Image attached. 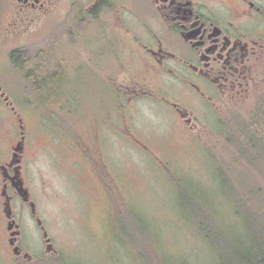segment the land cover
Instances as JSON below:
<instances>
[{
  "label": "rangeland",
  "instance_id": "374dc122",
  "mask_svg": "<svg viewBox=\"0 0 264 264\" xmlns=\"http://www.w3.org/2000/svg\"><path fill=\"white\" fill-rule=\"evenodd\" d=\"M94 1H65L39 21L0 19V160L24 132L26 182L57 251H46L27 213L23 245L45 264H218L216 241H230L221 230L235 234L236 193L251 207V183L264 188L262 169L237 144L248 131L238 123L254 120L251 130L264 133V69L249 99L219 107L172 88L194 115L188 133L162 94L129 103L126 87L149 84L130 41L141 48L146 39L104 34L109 23ZM122 124L150 148L117 133ZM239 224L246 233L247 220ZM0 264H16L1 207Z\"/></svg>",
  "mask_w": 264,
  "mask_h": 264
},
{
  "label": "flooded vegetation",
  "instance_id": "af4514ba",
  "mask_svg": "<svg viewBox=\"0 0 264 264\" xmlns=\"http://www.w3.org/2000/svg\"><path fill=\"white\" fill-rule=\"evenodd\" d=\"M65 1L73 2L0 0V19L15 24L39 21L58 11ZM100 6L109 23L103 33L121 29L130 37L145 38L140 40L141 48L135 40L130 41L133 59L148 73L145 79L149 84L153 79L166 84L162 88L161 84L154 87L138 82L141 87L122 89L124 95L130 93L129 103L162 94L156 97L174 107L188 133L194 130V115L173 101L172 88L195 105L219 107L249 99L252 89L261 83L264 0H95L91 5L96 10ZM104 116L102 122L107 126V111ZM123 124L116 125L117 133H126L133 144L150 148L145 136L135 135ZM25 138L22 132L7 158L0 160L4 246L16 264H45L22 241L26 230L21 218L27 213L46 251H57L26 182ZM15 247L20 251L16 252Z\"/></svg>",
  "mask_w": 264,
  "mask_h": 264
},
{
  "label": "trees",
  "instance_id": "16d2710c",
  "mask_svg": "<svg viewBox=\"0 0 264 264\" xmlns=\"http://www.w3.org/2000/svg\"><path fill=\"white\" fill-rule=\"evenodd\" d=\"M11 56L16 64H21L23 57L19 51L12 52ZM259 113V110H257L253 118H256ZM263 118L258 122L263 121ZM253 122L254 120L247 122V124L245 122L238 123L244 130L248 128V131L244 132L246 139L243 141L238 136L237 144L243 148V154L247 156L246 159L254 163L255 168H261V172L264 174V133L253 132L251 130ZM221 173L226 177L222 183L228 184L229 177L225 176L226 171L221 170ZM249 190L253 193L248 197L252 203L251 207H249L248 201L242 199V195L236 193V196L238 195L236 202L239 209L236 213H233L235 216H233V219L236 223L232 229L235 234L230 236V231L222 229L221 233L225 231L229 235L230 241L220 238L215 243V247L223 256L218 264H264V188L260 187L254 180ZM254 206L259 207V209H254ZM241 218L247 220L250 225L246 233L240 227L239 219Z\"/></svg>",
  "mask_w": 264,
  "mask_h": 264
},
{
  "label": "water",
  "instance_id": "95a60500",
  "mask_svg": "<svg viewBox=\"0 0 264 264\" xmlns=\"http://www.w3.org/2000/svg\"><path fill=\"white\" fill-rule=\"evenodd\" d=\"M15 251H16V252H19L20 249H19L18 247H15Z\"/></svg>",
  "mask_w": 264,
  "mask_h": 264
}]
</instances>
